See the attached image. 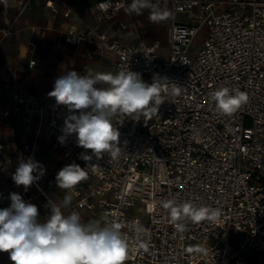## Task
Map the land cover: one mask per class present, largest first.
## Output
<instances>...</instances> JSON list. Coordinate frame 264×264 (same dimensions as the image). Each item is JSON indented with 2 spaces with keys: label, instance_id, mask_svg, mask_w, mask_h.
<instances>
[{
  "label": "built area",
  "instance_id": "2783aa9c",
  "mask_svg": "<svg viewBox=\"0 0 264 264\" xmlns=\"http://www.w3.org/2000/svg\"><path fill=\"white\" fill-rule=\"evenodd\" d=\"M43 1L58 11L60 0ZM167 2L174 13L190 14L188 22L169 28L167 57L158 42H107L116 54L117 72L130 69L144 82L157 79L161 86L158 111L114 119L119 154L97 158L77 145L75 134L61 143L69 110L25 94L9 78L3 83L0 115L21 139L10 146L0 141V175L15 172L29 157L39 163L47 143L62 167L85 168L87 178L67 190L74 199L69 211L118 224L128 244L124 264H264V0ZM131 3L98 0L89 12L101 24ZM204 27L207 34L197 47ZM1 32L13 33L11 27ZM80 39L68 38L72 44ZM221 88L247 99L235 111L222 112L211 96ZM82 154L92 159L85 161ZM61 168L45 171L34 184L38 206L47 214L48 202H56ZM17 194L25 202L32 199ZM172 201L206 206L219 215L195 222L182 214L173 221ZM10 204V193L0 196V207Z\"/></svg>",
  "mask_w": 264,
  "mask_h": 264
},
{
  "label": "clouds",
  "instance_id": "9594fccd",
  "mask_svg": "<svg viewBox=\"0 0 264 264\" xmlns=\"http://www.w3.org/2000/svg\"><path fill=\"white\" fill-rule=\"evenodd\" d=\"M144 8H151L150 0H132L126 11L139 13ZM160 90L157 79L148 84L130 69L116 73L88 70L85 74L67 71L55 80L48 93L70 113L58 139L63 143L66 136L75 134L77 145L91 150L95 157L103 153L116 157L121 148L114 119L158 111L162 103ZM211 96L216 107L225 113L235 111L247 99L246 94L232 95L226 88ZM82 158L90 161L92 156L82 154ZM44 175V167L29 157L20 161L12 180L27 191ZM86 178L85 168L72 163L58 171L55 183L59 189L71 190ZM10 200L9 207L0 209V252H7L12 264H124L128 244L120 226L102 219L85 223L75 211L65 215L62 208L71 205V195L65 194L61 204L50 200L46 205L50 214L44 221L38 218V207L25 202L20 194L11 193ZM170 205L173 221L182 214H188L195 222L219 215L218 210L206 206L176 205L175 201Z\"/></svg>",
  "mask_w": 264,
  "mask_h": 264
},
{
  "label": "crops",
  "instance_id": "0c3cea01",
  "mask_svg": "<svg viewBox=\"0 0 264 264\" xmlns=\"http://www.w3.org/2000/svg\"><path fill=\"white\" fill-rule=\"evenodd\" d=\"M96 1L60 0L58 11L52 12L43 0H0V102L6 99L4 81L12 78L20 83L25 94L41 97L49 106L65 110L66 106L57 105L55 99L48 96L60 75L71 70L81 74L88 70L116 73V54L107 46V42L112 41L121 44H136L141 40L149 44L158 42L161 56L167 57L169 28L174 22H188L190 16L189 13H174L167 0L158 3L150 0L151 8L131 14L121 9L112 18L97 24L89 12V6ZM68 10L71 14L67 17ZM7 27H11L13 33L4 36L1 29ZM206 34L207 28L204 27L196 41L197 47ZM73 35L81 36L78 44L69 42L68 38ZM32 60L36 61L34 66H30ZM19 139L18 129L0 115V141L10 146ZM39 164L45 171H53L61 168L63 161L55 157L49 145L44 143ZM14 173H1L0 196L21 193L31 197L29 203L38 207L39 220H46L49 214L38 206V188L32 185L25 191L24 186H17L12 180ZM65 194L71 195L58 188L57 204H61ZM73 201L72 197L71 203ZM3 208L7 207H0ZM62 211L65 215L71 212L69 207L62 208ZM78 214L85 223L94 217L87 211ZM0 264H12L7 252H0Z\"/></svg>",
  "mask_w": 264,
  "mask_h": 264
},
{
  "label": "rangeland",
  "instance_id": "374dc122",
  "mask_svg": "<svg viewBox=\"0 0 264 264\" xmlns=\"http://www.w3.org/2000/svg\"><path fill=\"white\" fill-rule=\"evenodd\" d=\"M142 213V212H141Z\"/></svg>",
  "mask_w": 264,
  "mask_h": 264
}]
</instances>
